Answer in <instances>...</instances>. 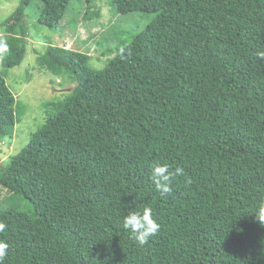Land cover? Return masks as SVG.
Here are the masks:
<instances>
[{
    "label": "trees",
    "instance_id": "16d2710c",
    "mask_svg": "<svg viewBox=\"0 0 264 264\" xmlns=\"http://www.w3.org/2000/svg\"><path fill=\"white\" fill-rule=\"evenodd\" d=\"M36 1L39 24L56 28L71 0H19L0 22V141L24 113L6 77ZM107 2L154 18L127 41L115 30L103 67L79 49L39 52L41 69L75 85L0 166L4 264H264L252 216L264 201V0ZM153 162L183 169L166 194ZM146 207L161 227L141 247L122 219Z\"/></svg>",
    "mask_w": 264,
    "mask_h": 264
},
{
    "label": "rangeland",
    "instance_id": "374dc122",
    "mask_svg": "<svg viewBox=\"0 0 264 264\" xmlns=\"http://www.w3.org/2000/svg\"><path fill=\"white\" fill-rule=\"evenodd\" d=\"M107 1L109 0L94 2L96 7L93 9L101 11V16L95 17L87 3L71 0L56 28L39 24L41 2L36 1L29 8L28 18L31 19L24 21L30 32L27 36V53L22 64L10 69L6 77L17 103L25 105V109L21 121L13 129L12 136H6L0 141V166L8 163L11 156L20 152L30 141L32 132L45 122L47 113L44 109L47 101L62 96L75 85L41 69L38 64L39 52H44L49 44L79 49L91 55L90 62L93 66L103 67L108 58L114 56L103 51L106 48L116 49L120 44V33L115 35V30L127 31L130 34L124 40L127 41L154 18L153 14L140 11L119 13ZM18 2L19 0H0V22L15 10ZM8 197L7 190L0 187V201L4 202ZM16 202L24 207L19 199Z\"/></svg>",
    "mask_w": 264,
    "mask_h": 264
},
{
    "label": "clouds",
    "instance_id": "9594fccd",
    "mask_svg": "<svg viewBox=\"0 0 264 264\" xmlns=\"http://www.w3.org/2000/svg\"><path fill=\"white\" fill-rule=\"evenodd\" d=\"M6 51V47L3 49ZM257 56L264 59V51L257 52ZM183 174L182 168L170 170L167 163L153 162L150 165V180L154 184L156 190L161 193H168L172 181ZM255 220L264 226V201L258 202L256 210L252 214ZM161 225L154 218L151 208H144L142 212L130 210L122 219V228L132 234V238L139 246H144L150 237L156 235L160 231ZM7 225L0 222V232L5 231ZM9 244L0 240V264H4V259L8 255Z\"/></svg>",
    "mask_w": 264,
    "mask_h": 264
}]
</instances>
